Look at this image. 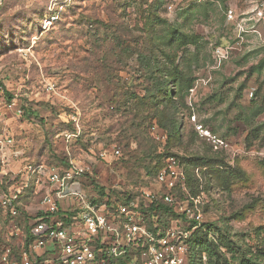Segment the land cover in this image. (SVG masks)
<instances>
[{"label": "rangeland", "instance_id": "374dc122", "mask_svg": "<svg viewBox=\"0 0 264 264\" xmlns=\"http://www.w3.org/2000/svg\"><path fill=\"white\" fill-rule=\"evenodd\" d=\"M261 13L264 0H2L0 264L30 255L47 169L78 163L137 197L158 190V156L204 196L192 264H264ZM140 55L164 72L178 135L153 119L167 107L146 98L157 84Z\"/></svg>", "mask_w": 264, "mask_h": 264}, {"label": "built area", "instance_id": "2783aa9c", "mask_svg": "<svg viewBox=\"0 0 264 264\" xmlns=\"http://www.w3.org/2000/svg\"><path fill=\"white\" fill-rule=\"evenodd\" d=\"M259 16L264 19V14ZM201 134L211 137L208 132ZM88 172L84 165L71 162L67 169L43 173L45 192L39 205L43 210L38 211L43 216L33 222L34 240L23 264H107L128 257L131 262L126 264H190L192 239L203 223L205 200L203 194L179 198L180 191L187 193V186L176 157L167 158L157 175L158 190H143L129 202H118L106 192L100 196L85 179ZM16 201L17 197L8 200ZM161 204L182 218L164 229L156 220L148 224L145 210Z\"/></svg>", "mask_w": 264, "mask_h": 264}, {"label": "trees", "instance_id": "16d2710c", "mask_svg": "<svg viewBox=\"0 0 264 264\" xmlns=\"http://www.w3.org/2000/svg\"><path fill=\"white\" fill-rule=\"evenodd\" d=\"M139 62L145 66L147 71H149V74H150L149 75V80H150L149 82L151 83V86L154 83L157 84L153 90H148L149 95L146 98L151 97V99H153L151 102V105H153L154 100L159 99L161 106L165 105L164 107H167V108H163L162 110H159L157 103L155 102L154 107L152 108L153 113H154L153 119L154 118L157 119V123L160 126V128H162L163 131H165L167 134H169V136L178 135L180 133V125H179V121H178L177 104L175 103L174 100H172V94L170 93V91H168L169 83H167V79H162L163 77L161 76V74H163L164 72L162 71V73H160V75H158L159 74L158 72L161 71V69L159 68V65L157 62L154 63L152 58L148 59V58H144L142 55H140L139 56ZM166 69H165V71H166ZM158 76H160V79ZM161 80H166V81H161ZM178 81H179V79L176 80V82H178ZM7 96H9L10 99L12 98L8 93H7ZM146 105H147V103H146ZM169 157H171V156H168L167 158H169ZM158 158H159L161 164L157 170V172H158L157 175L164 168L166 160H167V158L163 159L162 157H159V156H158ZM69 166H70V164L68 163L66 165V168H64V169H67ZM91 184L95 185L100 196L106 195L104 189L102 187H100L99 185L95 184L94 180L91 182ZM186 186H187V193H183L182 191H180L178 193L179 198H181L182 200H184L186 196L197 197V196L202 194V192H200V190H198L196 193L193 191V188H192L193 186L191 183V179L189 177H186ZM41 192L44 196L45 190L43 188L41 189ZM139 195H140V193L137 195V197ZM137 197H133L132 195H126V194L125 195H117L116 201H118V202H120V201L121 202H129V201H131ZM108 204H110V203H108ZM204 207H205V205H204ZM204 207H203V211H204ZM145 211L147 214L146 218H147L148 224L153 225L154 220H156L162 229L170 226L172 221L179 220L182 218V216H180L174 212L172 207L165 205V204H161L159 207L152 206ZM41 216H43V213H38V215L35 218L30 219L29 223H27L28 231L30 233L29 245H31L32 241L34 240V235L32 233V230L34 229L33 222L37 217H41ZM204 227L206 228L207 224L202 225L194 233V237L192 239V245L194 247L197 245H200L201 247L202 246L206 247V242L204 243L202 241V243H200L197 241L199 234H201V233L207 234L206 231L203 232ZM192 256H190V264H192V261H193ZM131 258L132 257H128L126 259H118V260L111 259L108 261L107 264H126L128 262H131L130 261Z\"/></svg>", "mask_w": 264, "mask_h": 264}, {"label": "water", "instance_id": "95a60500", "mask_svg": "<svg viewBox=\"0 0 264 264\" xmlns=\"http://www.w3.org/2000/svg\"><path fill=\"white\" fill-rule=\"evenodd\" d=\"M2 0H0V4H1Z\"/></svg>", "mask_w": 264, "mask_h": 264}]
</instances>
